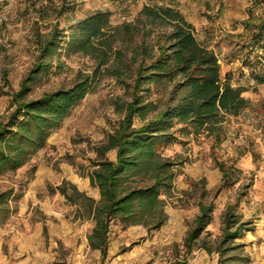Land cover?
I'll use <instances>...</instances> for the list:
<instances>
[{"label":"rangeland","instance_id":"374dc122","mask_svg":"<svg viewBox=\"0 0 264 264\" xmlns=\"http://www.w3.org/2000/svg\"><path fill=\"white\" fill-rule=\"evenodd\" d=\"M156 4L183 15L197 41L215 54L221 79L241 89L249 105L226 120L221 142L194 135L189 127L190 133L180 132L182 126L174 124L177 141L162 151L177 171L174 191L165 198V224L147 231L115 222L108 256L102 261L87 241L93 223L78 217L77 206L66 201L58 187L68 182L99 199L88 177L97 149L125 123L127 112L119 107L137 94L145 95L135 88L139 65L149 63L141 51L150 49L156 55L157 47L165 44L163 33L171 31L142 15L144 6ZM96 13L108 14L114 37L103 64L97 55L66 49L72 29ZM261 19L264 0H0V120L13 111L14 95L27 85L40 47L53 33L59 49L50 56L46 72L28 84L26 100L70 89L85 77L92 83L51 132L46 146L24 167L0 178V192H12L8 216L0 214V264H220L222 259L264 264V83H256L243 64L247 57L253 61L257 56L256 49L244 45ZM171 89L151 87L147 99L162 111ZM133 126H141L136 117ZM107 158L114 160L115 151ZM220 164L229 173L226 182ZM200 204H212L214 210L189 253L185 240ZM228 207L231 221L243 225V236L224 245Z\"/></svg>","mask_w":264,"mask_h":264},{"label":"trees","instance_id":"16d2710c","mask_svg":"<svg viewBox=\"0 0 264 264\" xmlns=\"http://www.w3.org/2000/svg\"><path fill=\"white\" fill-rule=\"evenodd\" d=\"M141 13L171 31L163 33L165 44L157 47L156 55L150 49L141 51L149 63L145 65L142 61L139 65L135 88L145 95L137 94L131 103L119 107L127 112L125 123L97 149V160L88 177L90 185L98 190L99 199L80 192L68 182L58 187L65 200L77 206L78 217L93 223L87 241L91 250L99 251L102 261L108 256L109 234L115 222L125 228L140 226L147 231L159 230L165 224V198L174 191L177 171L175 163L165 158L162 151L177 141L174 124L182 126L180 132L190 133L191 129L194 135L205 134L221 142L226 120L238 117L249 105L241 89L234 88L228 79H221L215 54L197 41L193 26L178 10L156 4L144 6ZM108 19L107 13H96L78 23L67 37V51L97 55L103 64L114 38ZM251 29L253 35L244 46L253 47L258 53L253 61L247 57L243 64L250 70L251 78L261 84L264 83V19ZM55 34L40 47L38 62L27 85L13 97V111L0 120V178L24 167L46 146L51 132L70 115L92 85L85 77L70 89L26 100L31 91L28 84L46 72L51 66L50 56L59 49ZM151 87L162 91L172 88L164 110L158 111V105L148 101ZM152 114L155 116L149 119ZM134 117L141 122L140 127L133 126ZM111 151H115L114 160L107 158ZM219 168L224 182L228 181L229 173L224 165L220 164ZM11 193L0 192V214L4 216L10 212ZM213 210L212 204L199 205V215L185 240L189 253L210 224ZM231 212L232 207H228L223 221L224 245L243 236V225L231 221ZM232 228L234 232L230 231ZM228 262L229 259H222L220 264Z\"/></svg>","mask_w":264,"mask_h":264}]
</instances>
